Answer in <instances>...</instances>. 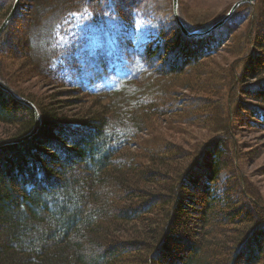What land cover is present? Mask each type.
I'll return each instance as SVG.
<instances>
[{"label":"trees","instance_id":"1","mask_svg":"<svg viewBox=\"0 0 264 264\" xmlns=\"http://www.w3.org/2000/svg\"><path fill=\"white\" fill-rule=\"evenodd\" d=\"M29 1L25 16L18 8L0 37V82L10 90L0 86V141L27 134L36 122L14 95L35 104L41 126L0 147V264H264V204L243 190L240 176L220 187L235 155L224 117L211 123L225 125V134L194 150L154 137L137 141L147 129L208 122L213 94L193 97L190 116L179 119L172 88L204 60L202 74L220 72L208 70L206 60L249 15L255 51L231 68L229 87L238 91L236 67L245 63L246 83L256 82L251 94L243 92L253 104L242 106L264 122V0L242 4L211 31L224 13L193 23L179 10L186 29L202 35L188 36L174 15L147 40L123 35L92 49L60 43L58 30L86 8L99 18L108 0ZM111 1L128 28L165 12L160 0ZM15 2L0 0V26ZM13 23L18 49L5 45ZM33 72L75 99L61 100L59 89L50 102L22 92L19 78ZM183 89L198 93L190 84ZM86 98L89 104L79 102Z\"/></svg>","mask_w":264,"mask_h":264},{"label":"rangeland","instance_id":"2","mask_svg":"<svg viewBox=\"0 0 264 264\" xmlns=\"http://www.w3.org/2000/svg\"><path fill=\"white\" fill-rule=\"evenodd\" d=\"M240 1L244 0H178V13L179 10L182 9V14L188 21L193 23H206L207 21L214 19L217 14L224 13L226 16ZM256 1L257 0H250V2H244L242 4L246 3L251 5ZM28 3H30L29 0H22V2L20 0L18 6L20 10L17 9L19 10V16L23 14L25 16L28 11ZM159 4L163 5L165 12H162L160 15H153L148 18L147 21L139 18L131 28H128L125 21L114 13V6L111 0H108L109 10L99 18L94 17V14L86 8L82 12L72 14V16L65 21L64 25L60 27L58 30L59 42H75L83 49H92L100 46L101 43L105 41L112 45L123 35L130 36L136 43L142 40H147L150 35L156 33L159 26L164 25L169 18L175 15L174 0H160ZM227 10L228 12H226ZM251 17V15L245 17L236 28V31L232 32L230 36L224 38L223 42H225L220 51L213 56L214 58L206 60V67L208 70H217L220 72H215L213 75L214 77L202 74L198 68H200L205 62L204 60L202 64L196 67L192 72L187 73L189 80L182 79L181 82L178 83V86L172 88V90L178 91L176 98L179 101L174 107V112L179 119L185 117L188 118L190 116L187 102L193 97L198 95L204 97L206 94L204 91L213 94V98H215L213 104H210L211 106L209 105V108L205 111L208 122L200 121L197 124L181 123L172 127V129L168 131L161 129L160 131L147 129L144 133L139 135L137 141H140L142 144L144 139L154 137L177 143L184 150H194L197 147H193L192 144H200V142L208 141V146L211 140L210 138H212L213 135L222 136L225 134L227 130L225 125L211 123L216 117H220L219 120H222L224 117L223 120L229 124L230 138L232 137L230 145L235 152V155L232 158L233 162L231 169L224 171L221 175L220 187H224V183L230 178L231 174L233 176H240L241 181H243V186H241L243 187V190L248 189L249 191H252L260 198L262 204H264V122L259 118L250 116L247 111L248 107L242 106V104L246 103L253 104V100L247 97L243 92L248 88L249 94H251L252 90L249 85H251V83L255 84L256 82L254 79L246 83L248 72L245 69V63L241 65L238 64L236 67V78L239 79L240 77L238 91L233 94L232 88L230 89L229 87L231 68L233 69V66L235 67V64L239 63L240 59L243 60L255 51L253 43L249 44L247 41L251 26ZM221 20L215 23L218 24ZM235 22L236 20L233 21V25ZM18 28L19 27L14 23L11 25L10 31L7 33V36L10 35L11 39L7 40L8 42H6V46L11 45L10 47L15 46L17 49L21 48L20 41L18 40L17 42L16 40L17 36H19L17 32ZM244 45H248L246 51L241 50V47ZM13 65L17 69L19 68L17 67V64ZM27 68H29V66H24V72ZM195 72H197V74ZM201 78H204L203 80L209 78V80L204 82ZM19 81V86L22 89V92L32 95L35 99L41 102H50L52 96L58 94L55 90H60L61 88L55 86L52 82L50 84L47 77L35 72L28 76L27 73H25L23 78H19ZM187 84H190L193 89L198 90V93L183 89V86ZM60 92L64 94V96L58 97L62 98L61 100L67 98L75 99L74 96L66 97L68 94H66L64 89L60 90ZM90 100L91 99L86 98L79 102L82 101L83 103L89 104L88 102ZM69 102L74 103V100ZM75 107L77 109H82V105L79 104L70 107L69 110H74ZM174 128L185 129L179 133L178 129L174 130ZM134 149H136V147H134ZM244 181H246L249 186H247ZM251 201L256 202L253 197ZM243 263L240 262L239 264Z\"/></svg>","mask_w":264,"mask_h":264},{"label":"water","instance_id":"3","mask_svg":"<svg viewBox=\"0 0 264 264\" xmlns=\"http://www.w3.org/2000/svg\"><path fill=\"white\" fill-rule=\"evenodd\" d=\"M244 2H250V0H244V1H240L238 2L233 8L232 10L226 15L223 17V19L218 23L216 24L218 26L222 25L232 14L233 12L235 11V9L242 3ZM19 3H20V0H16V3H15V6L14 8L11 10L10 14L7 16V18L3 21V23L1 24L0 26V37L1 35L3 34L4 30L6 29V27L8 26V24L10 23L11 19L13 18L14 14L16 13L17 9H18V6H19ZM174 8H175V15H176V18H177V21L181 27V29L188 35V36H192V35H195V34H199V32H194V33H191L189 32L186 27L184 26L180 16H179V13H178V0H174ZM214 28V27H213ZM0 86L2 88H4L5 90L9 91L10 90L5 87L1 82H0ZM18 100H20L22 103L26 104L27 106H29L35 113V118H36V122H35V125L33 127V129L28 132L27 134L23 135V136H20V137H17V138H13V139H6V140H1L0 141V147L1 146H6V145H9V144H13V143H18V142H23L29 138H31L32 136H34L36 134V132L39 130L40 126H41V115L39 113V110L37 109V107L35 106L34 103H32L31 101L29 100H26V99H23V98H20V97H17L16 95H14Z\"/></svg>","mask_w":264,"mask_h":264},{"label":"bare ground","instance_id":"4","mask_svg":"<svg viewBox=\"0 0 264 264\" xmlns=\"http://www.w3.org/2000/svg\"><path fill=\"white\" fill-rule=\"evenodd\" d=\"M239 7V6H238ZM228 20V19H227ZM225 23V22H224ZM217 26V25H216ZM216 26H213L214 28H216ZM211 28L209 31H211V30H213L214 28ZM202 34H204V33H199V34H195V35H202Z\"/></svg>","mask_w":264,"mask_h":264}]
</instances>
